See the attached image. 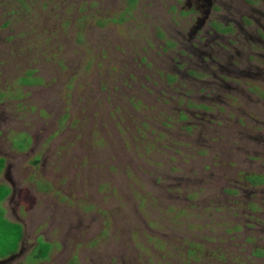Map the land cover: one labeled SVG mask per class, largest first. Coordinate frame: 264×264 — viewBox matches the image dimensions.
Returning <instances> with one entry per match:
<instances>
[{
	"label": "rangeland",
	"instance_id": "374dc122",
	"mask_svg": "<svg viewBox=\"0 0 264 264\" xmlns=\"http://www.w3.org/2000/svg\"><path fill=\"white\" fill-rule=\"evenodd\" d=\"M0 183V264H264V0H0Z\"/></svg>",
	"mask_w": 264,
	"mask_h": 264
},
{
	"label": "trees",
	"instance_id": "16d2710c",
	"mask_svg": "<svg viewBox=\"0 0 264 264\" xmlns=\"http://www.w3.org/2000/svg\"><path fill=\"white\" fill-rule=\"evenodd\" d=\"M39 81V79L37 80V81H35V82H33V83H37ZM33 83H27V82H24L23 84H27V85H32ZM0 185H3L2 187H3V189L0 191V200H2V197H7V195H8V191L11 189L9 186V188L7 187V185L6 184H2V183H0ZM4 200V199H3ZM23 232V231H22ZM16 237H17V235H16ZM17 238H19V237H17ZM0 241H4V240H0ZM17 241L18 240H13L12 241V243L10 244H8V246L6 247V251L5 252H2L1 254H0V260H2V259H5V258H7V257H9L11 254H13L14 253V251H15V248H16V245H17ZM47 243V242H46ZM2 244H1V242H0V246H1ZM264 251V250H263ZM48 255V254H47ZM47 255H46V257H47ZM44 256H42L41 258H43Z\"/></svg>",
	"mask_w": 264,
	"mask_h": 264
}]
</instances>
